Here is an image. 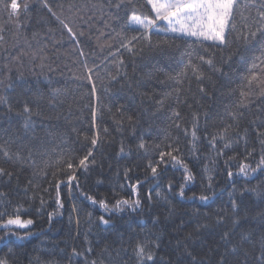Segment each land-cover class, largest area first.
Segmentation results:
<instances>
[{
  "label": "trees",
  "instance_id": "trees-1",
  "mask_svg": "<svg viewBox=\"0 0 264 264\" xmlns=\"http://www.w3.org/2000/svg\"><path fill=\"white\" fill-rule=\"evenodd\" d=\"M27 2L30 7L26 14L21 10L19 25L10 22L0 7V26L4 29L0 32L4 36V41L0 42V78L5 83L11 80L14 86V91L0 87V96L9 97L12 107V111H8L7 106L0 105V137H21L28 147L41 151L50 150L63 139L73 149L74 163H78L92 146L90 142L83 146V136L78 140L73 129L89 136L99 132L100 141L93 149L95 163H90L87 170L77 169V179L71 185L67 181V170L57 172L54 160L46 170L47 175L38 174L45 156L37 155L34 164L0 157V167L13 173L11 179L0 178V191L6 193L4 199L10 201L7 211L11 213L17 204H23L28 211L22 213V218L34 220L28 230H17L19 235L30 231V237L24 240L12 237L7 246L0 244V258L7 257L9 264H84L85 258L95 260L96 264H137L134 248L141 242L147 243L155 254L154 260L147 264H193L192 257L196 258L195 264H217L222 257L225 264H258L261 237L264 236V200L245 194L246 207L240 213V224L234 226L230 218L223 224L217 223L218 215H223L224 210L230 212L229 195L233 188L238 191L255 186L264 188V173L248 178L234 175L230 179L227 176L229 170L237 173L238 164L244 160L243 140L235 149L236 158L226 164L233 151L226 150L223 156H216L208 139L204 138L203 118L198 133L201 138L195 150L189 142L190 136L186 138L180 133L182 159L195 177L185 186L183 199L178 195L184 184L183 169L171 164L161 165L159 175L153 177L147 165L159 159V150H149L148 155H144L137 149L141 137L147 144L163 146L170 142L165 140L167 134L176 135V129L171 127L172 111L167 104L180 111L185 119L190 112L188 105L193 110L199 107L201 112L207 111L211 117L208 131L216 130L221 126L224 105L235 99L227 95L228 89L235 85H230L219 74L213 75L205 66V71L212 75L211 81L204 82L210 95H202L196 80L192 79L190 84L185 82L180 86L179 101L170 98L164 109L156 111L154 100L141 93L155 94L158 99L172 90L173 85L159 83L156 76L158 71L175 67L174 59L180 57L182 50L160 53L146 49L143 58L124 49L117 53L113 29L119 30L121 21L116 17L124 13H117L114 6L110 7L109 0H47L48 7H44L42 0ZM60 20L77 33L75 39ZM80 32L84 34L78 35ZM234 40V36L229 37L233 48L236 46ZM110 52L116 54L117 61L123 58L126 76L121 75L113 81L107 71H102L99 78L87 80L83 63L87 61L89 67L107 63L105 57L112 59ZM213 52L217 58L227 55V51L221 53L215 49L201 54L207 56ZM242 67L234 58L233 79ZM108 71L115 75V66L109 64ZM93 84L95 94L91 91ZM51 87L63 89L52 104L49 103L53 99ZM25 101L34 112L33 129L27 133L19 115ZM93 109L97 112L95 127L91 115ZM262 113L260 101H254L244 112L239 128L242 135L247 130L249 151L256 150L246 161L253 167L261 155L256 124L264 119ZM129 116L133 117L134 127L130 126ZM33 134L37 139L29 141L28 137ZM122 146L124 153H120ZM216 147L219 149L221 144L217 143ZM126 171L128 179L125 178ZM209 176L213 177L215 195L206 203L190 199L193 193L198 196L207 192ZM137 181L141 206L136 211L105 213L98 203L94 205L84 198L87 193L97 201L107 199L110 204L115 198L135 199L131 185ZM170 182L174 186L171 191L168 190ZM57 199L62 207L57 204ZM50 213L53 214L51 221ZM101 215L109 220L107 225L100 222ZM225 231L230 233L228 243L221 238ZM245 232L250 236L241 240V234ZM2 235L4 232L0 231ZM153 241L159 247H155ZM233 246L237 248L235 253L230 250ZM73 249L84 255L73 257Z\"/></svg>",
  "mask_w": 264,
  "mask_h": 264
},
{
  "label": "snow or ice",
  "instance_id": "snow-or-ice-1",
  "mask_svg": "<svg viewBox=\"0 0 264 264\" xmlns=\"http://www.w3.org/2000/svg\"><path fill=\"white\" fill-rule=\"evenodd\" d=\"M42 2L44 7H48L47 0H42ZM109 6H114L117 13H124L123 16L117 15L116 17L117 20L121 21L119 30L113 29L115 36L112 39L118 43L117 53L120 49H124L130 53L141 55V58H143L142 54L146 49L160 53H165L170 49L182 50L180 57L174 59L175 67L168 71H158L156 76L159 83L173 85L172 90L163 93L158 99L155 94L141 93L145 98L154 100L157 106L156 111L164 109L170 98L175 97L179 101L182 92L180 86L185 82L190 84L192 79L196 80L198 90L202 95H210L204 82L206 80L211 81L212 75L205 71V66L213 75L219 74L220 77L226 78L230 85H235V87H230L227 92V95L234 96L235 99L231 104L224 105V115L220 117L221 126L212 132L208 131V121L211 117L207 111L201 112L199 107L193 110L192 106L188 105L190 112L188 118L185 119L180 111L172 108L171 104H167L172 111L170 117L172 120L171 127L176 129V135L173 137L170 133L167 134L165 140L170 142L163 146L159 143L147 144L141 137V141L137 146L138 151H141L144 155H148L149 150H159V159L155 162L150 161L147 165L152 176L159 175L158 168L161 165L168 166L171 164L173 167L182 168L184 184L180 186L178 195L181 199L185 198V186L193 182L195 177L182 159L183 154L179 136L180 133H183L186 138L190 136L189 142L195 150L196 143L201 138L198 133L201 131L200 121L202 118L205 121L204 138L208 139L209 146L216 152V156H223L226 150L233 151V156L228 157L225 161L226 164L236 158L235 149L239 146L241 140L244 141V160L238 164L237 173L234 174L231 170L227 171V176L230 179L234 175L248 178L257 173H264V119H261L258 124H256V121H252L256 124L257 139L261 145L260 159L255 167L246 161L253 157L256 150L255 148H252L251 151L248 149L247 130L245 129L243 135L239 131L244 112L249 110V106L254 101L259 100L261 108L264 109V0H115L114 4L112 0H109ZM0 7L7 13L10 22L14 21L19 25L21 10L26 14L30 5L27 0L23 3L20 0H0ZM49 11H51V8H49ZM60 23L67 29L73 39L77 37V33L73 31L68 23H65L64 20H60ZM3 30V26H0V32ZM83 34V32H80L78 35L82 36ZM232 36L235 37V48L229 43V37ZM3 41L4 36L0 35V42ZM250 46L252 47L250 48ZM108 47L111 48V44ZM210 49L218 50L221 53L227 51V55L222 54L217 58L215 52L207 56L201 54L202 51L206 53ZM81 55H83V52H81ZM109 56H112V59L108 60V57H105L107 63L93 64L91 67L85 61L83 67L88 73L85 78L89 81L93 77L99 78L102 71H107L108 76L113 81L121 75L126 76L124 71L126 66L123 58L117 61L116 54L112 52L109 53ZM234 58H237L243 66L236 73L235 79L232 78V61ZM13 59H19V57H13ZM109 64L115 66V75L108 71ZM43 66L42 63L41 67ZM225 68L228 71H225ZM0 87L14 91L11 80L5 83V80L0 78ZM62 91L63 89L60 87H51L50 94L53 99L49 103H54L55 98ZM91 91L95 94V84H93ZM0 105L7 106L8 111H12L9 97L0 96ZM35 114L39 115V112ZM19 115L23 118V128L26 133L31 131L33 129L34 112L27 101L24 102L22 112ZM91 115L93 127H95L97 118L95 109L92 110ZM225 118L227 122H225ZM127 119L130 126L134 127L133 117L129 116ZM102 130L105 133L107 132L106 128ZM73 131L77 132L78 140L83 136V146L86 147L89 142L92 146L88 148L86 155L78 159V163H74L76 157L72 154L73 149L63 139L50 150L43 149L41 151L40 149L28 147L21 137L13 138L9 136L7 139L0 137V157L9 161L23 160L34 164L37 155L45 156L47 158L42 161L43 167L39 169L38 174L47 175L46 170L51 166L50 162L54 160L55 165L58 166L57 172L67 170V181L71 185L77 179L75 175L77 169L87 170L90 163H95L93 149L100 141L99 132L89 136L86 133H80L77 129H73ZM28 139L31 141L37 139V137L33 134ZM217 143L221 144L219 149L216 147ZM124 151L125 149L122 146L120 153H124ZM205 170L207 171V168ZM12 176V172L0 167V178L8 177L11 179ZM125 178H129L128 171L125 172ZM207 180V192H201L198 196L193 193L190 199H198L206 203L215 195L213 177L209 176ZM138 186L139 181H137V184L131 185V191L136 197L135 199L115 198L114 203L110 204L107 199L97 201L95 197L87 193H84V198L94 205L98 203L105 213L124 212L125 210L136 211L141 206ZM173 187L170 182L168 190L171 191ZM57 188H59V184H57ZM156 194L160 195L159 192ZM245 194H251L264 200V188L260 186L244 188L239 191L233 188L229 195L230 212L224 210L223 215H218V224H223L226 218H230L234 226L240 224V213L246 207ZM5 196L6 193L0 191V231L4 232V235L0 236V244L7 246L12 237L17 240L30 237L32 235L30 231H25L23 235H19L17 230H28L34 224V220L32 218H22V213L27 214L28 211L23 204H17L13 211L9 213L7 206L10 201H6ZM43 203L44 201L41 200V206H43ZM57 204L62 207L59 199H57ZM52 215V213L49 214L50 221ZM99 220L104 225L109 223L104 215H101ZM229 235L230 233L225 231L221 238L228 243ZM249 236L250 233H242L241 240H246ZM151 243L155 247H159V244L155 241ZM230 250L235 253L237 248L233 246ZM88 251L91 252V249H88ZM134 254L137 264H147V262L154 260L155 255L147 243L141 242L136 243ZM9 255H11V250H9ZM83 255V253L73 249V257ZM188 255L191 256V253L189 252ZM195 259V257H192L193 264H195ZM257 262L258 264H264V236L261 237V249ZM0 264H9L8 258H0ZM84 264H96V261H88L85 258ZM217 264H225L224 258L222 257Z\"/></svg>",
  "mask_w": 264,
  "mask_h": 264
}]
</instances>
